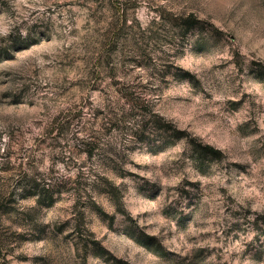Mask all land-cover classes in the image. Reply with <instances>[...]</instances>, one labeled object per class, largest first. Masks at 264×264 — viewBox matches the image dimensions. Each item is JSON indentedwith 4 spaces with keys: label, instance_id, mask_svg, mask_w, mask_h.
Segmentation results:
<instances>
[{
    "label": "rangeland",
    "instance_id": "374dc122",
    "mask_svg": "<svg viewBox=\"0 0 264 264\" xmlns=\"http://www.w3.org/2000/svg\"><path fill=\"white\" fill-rule=\"evenodd\" d=\"M0 264H264V0H0Z\"/></svg>",
    "mask_w": 264,
    "mask_h": 264
},
{
    "label": "trees",
    "instance_id": "16d2710c",
    "mask_svg": "<svg viewBox=\"0 0 264 264\" xmlns=\"http://www.w3.org/2000/svg\"><path fill=\"white\" fill-rule=\"evenodd\" d=\"M183 18V27L184 28H189L192 27L195 22H196V18L192 15L189 14L186 17H182ZM124 89L128 90V91H122V89H120V95L121 98L124 100V105H127L128 107V111H124L121 110L120 113H118V118L116 121V124L121 123L123 121H125L126 118H136L138 119V121H144L145 118L150 117V113H148L145 108H144V101H145V96L142 94V92L137 91V87H124ZM146 121V120H145ZM63 122L59 123V126H61V129H67L68 127L63 128ZM177 132V131H176ZM183 135V133H175V137L176 138H180ZM193 144L195 145V147L197 149H194L193 152L191 154V158L192 161L194 163H197L199 161V159H203L206 158L208 155H219L220 154V150L217 148H214L213 146L209 145V144H202V143H198V146L196 143H194V141L192 140ZM87 155L91 156L92 155V149L90 148L89 150H87ZM109 184V183H108ZM53 186L51 184H40V183H36L35 186V192H36V197L39 200H48L49 198H51L52 194V190H53Z\"/></svg>",
    "mask_w": 264,
    "mask_h": 264
}]
</instances>
